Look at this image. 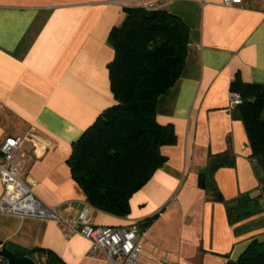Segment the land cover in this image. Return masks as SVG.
<instances>
[{
	"label": "crops",
	"instance_id": "obj_1",
	"mask_svg": "<svg viewBox=\"0 0 264 264\" xmlns=\"http://www.w3.org/2000/svg\"><path fill=\"white\" fill-rule=\"evenodd\" d=\"M222 1L0 0V145L21 139L24 183L71 220L86 200L68 159L114 105L107 38L122 8H162L188 27L182 74L157 103L158 123L176 135L160 148L165 163L131 196L126 217L89 210L99 227L140 226L156 215L140 229L146 264H226L251 242L264 244V171L229 107L234 82L264 84V0ZM63 232L53 221L0 213V242L36 264L49 255L59 264H110L102 254L88 256L89 241Z\"/></svg>",
	"mask_w": 264,
	"mask_h": 264
},
{
	"label": "trees",
	"instance_id": "obj_2",
	"mask_svg": "<svg viewBox=\"0 0 264 264\" xmlns=\"http://www.w3.org/2000/svg\"><path fill=\"white\" fill-rule=\"evenodd\" d=\"M122 13L107 38L114 51L108 65L114 105L83 132L68 159L87 205L119 218L129 214L131 196L165 163L160 148L176 142L173 126L159 124L156 110L160 97L180 78L189 44L188 27L165 9L139 4L123 7ZM230 92L242 98L233 110L246 129L250 157L264 171V84L234 82ZM44 264L59 262L49 255ZM226 264H264V244L251 242Z\"/></svg>",
	"mask_w": 264,
	"mask_h": 264
},
{
	"label": "built area",
	"instance_id": "obj_3",
	"mask_svg": "<svg viewBox=\"0 0 264 264\" xmlns=\"http://www.w3.org/2000/svg\"><path fill=\"white\" fill-rule=\"evenodd\" d=\"M242 0H223L224 7H233ZM142 5V3H140ZM242 103L240 94L231 92L229 107ZM21 139L7 137L0 145V181L3 192L0 198V213L49 220L64 227V236L79 235L90 243L88 256L102 254L110 264H146L141 258L142 231L138 224L127 228L95 226L89 215L90 207L85 203L77 220L62 217L56 208L43 205L34 195L32 188L22 179Z\"/></svg>",
	"mask_w": 264,
	"mask_h": 264
},
{
	"label": "water",
	"instance_id": "obj_4",
	"mask_svg": "<svg viewBox=\"0 0 264 264\" xmlns=\"http://www.w3.org/2000/svg\"><path fill=\"white\" fill-rule=\"evenodd\" d=\"M251 199H256L261 196V192H255ZM0 264H36L35 260L28 256H17L13 254L7 247L0 242Z\"/></svg>",
	"mask_w": 264,
	"mask_h": 264
},
{
	"label": "flooded vegetation",
	"instance_id": "obj_5",
	"mask_svg": "<svg viewBox=\"0 0 264 264\" xmlns=\"http://www.w3.org/2000/svg\"><path fill=\"white\" fill-rule=\"evenodd\" d=\"M13 253V252H12ZM13 254H16V253H13Z\"/></svg>",
	"mask_w": 264,
	"mask_h": 264
}]
</instances>
